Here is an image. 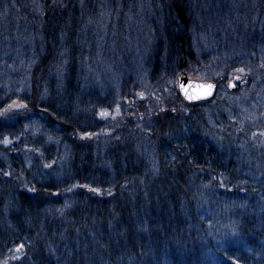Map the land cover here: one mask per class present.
I'll use <instances>...</instances> for the list:
<instances>
[{
	"label": "trees",
	"instance_id": "1",
	"mask_svg": "<svg viewBox=\"0 0 264 264\" xmlns=\"http://www.w3.org/2000/svg\"><path fill=\"white\" fill-rule=\"evenodd\" d=\"M104 1L0 0V264H264V0H151L149 84L173 99L144 116L122 41L137 1ZM242 71L179 99L180 72Z\"/></svg>",
	"mask_w": 264,
	"mask_h": 264
},
{
	"label": "rangeland",
	"instance_id": "2",
	"mask_svg": "<svg viewBox=\"0 0 264 264\" xmlns=\"http://www.w3.org/2000/svg\"><path fill=\"white\" fill-rule=\"evenodd\" d=\"M101 1L105 2L104 0H101ZM136 1L137 2L134 5V8H132L133 17L130 19L131 24L126 26V30L123 32L122 41L124 42L123 47L126 50L127 48L132 50V54L128 58L130 60H128V62L126 60V62L127 63L130 62L129 66L132 68L131 70L132 71L131 74L133 75L132 81L136 82L140 88L139 90L134 91V95L131 96L129 103H131V105L133 106L131 107V109L135 110L132 112L131 115H136V113H138V115L144 116V115H147L148 113H151L154 109H157L159 106L167 105L168 102H170L173 99V96H172L173 92L171 90V87H169L168 85H166L161 91H155L151 89L152 87L150 86L149 79H148L149 70H150L148 67V61H150V58H149L150 52H146V51H147V48H149L150 45H152V43L155 40L154 29L152 27L151 18L155 17L154 15L155 12L156 13L157 11L160 12V9H158L160 5L158 4V2H153L150 4L151 0H136ZM153 4L154 6L155 4L158 5V8H154ZM232 12L234 14L236 11H233L231 9L229 14H231ZM104 14L101 12L99 17L97 16L96 20L94 21L96 26L100 25L98 32L101 33L102 35L106 34L107 32V24H105L104 21H100L99 19L100 17H102L104 18V20H106V16ZM195 34L196 33H194V35ZM101 38L102 37H98L97 39L100 40ZM198 39H199V36H196L194 38L195 44L196 42H198ZM103 40H104V37L102 41ZM93 62H97L100 65V66L98 65V70L100 73H102L104 76L107 74L109 76L111 75V77H113V79L115 80L114 67L113 65L108 63L109 61L106 62V60L102 58V51L96 52V58L93 59ZM243 73L244 71L240 72L241 75ZM195 78L200 79V78H205V77L196 76ZM110 81L113 82V80H110ZM243 82L242 83L240 82L239 85L243 84ZM220 88L225 89V84L224 83L220 84ZM20 89L21 87H19L17 90L20 91ZM222 95L223 94H221V98H224V96ZM218 97H220V95ZM253 103L257 105L258 102L253 101ZM21 106H22V103L18 101L17 99H15L7 106L5 110L11 111ZM213 107H214V103H211V106H204L203 110L205 111L206 115H208V117L210 116L211 113L212 115H214L213 112L215 110L213 109ZM250 108H253L255 111L256 110L260 111L261 109L260 107L259 108L250 107ZM262 110H264V108H262ZM98 117L104 119V122L105 120L110 123L117 122L118 120L122 121L121 110L117 107L114 108L113 110H103L101 114L98 115ZM211 121H214V119H211ZM37 131H39L38 128H37ZM256 135H257V138H259V141L264 145V130L256 132ZM86 136H91V134H86ZM29 151L31 152L32 150H29ZM35 155H36V158H38L36 161L42 164L43 155L39 151L36 152ZM48 166L49 165H44V167L46 168ZM19 250L20 249H18L17 247V248H14L10 252V255H9L10 260H17L18 258L21 257V253Z\"/></svg>",
	"mask_w": 264,
	"mask_h": 264
},
{
	"label": "water",
	"instance_id": "3",
	"mask_svg": "<svg viewBox=\"0 0 264 264\" xmlns=\"http://www.w3.org/2000/svg\"><path fill=\"white\" fill-rule=\"evenodd\" d=\"M241 81V75H233L226 83V88L231 91L236 88V83ZM177 92L184 104H196L210 101L216 95L218 83L212 79L189 78L185 72H180L176 77ZM89 137H79L78 141H88ZM86 192L92 189L88 186H78Z\"/></svg>",
	"mask_w": 264,
	"mask_h": 264
},
{
	"label": "bare ground",
	"instance_id": "4",
	"mask_svg": "<svg viewBox=\"0 0 264 264\" xmlns=\"http://www.w3.org/2000/svg\"><path fill=\"white\" fill-rule=\"evenodd\" d=\"M214 98H212L211 100H213Z\"/></svg>",
	"mask_w": 264,
	"mask_h": 264
}]
</instances>
